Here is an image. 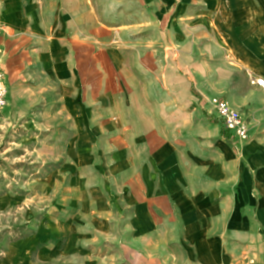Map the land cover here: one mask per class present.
Returning <instances> with one entry per match:
<instances>
[{
    "label": "crops",
    "instance_id": "obj_1",
    "mask_svg": "<svg viewBox=\"0 0 264 264\" xmlns=\"http://www.w3.org/2000/svg\"><path fill=\"white\" fill-rule=\"evenodd\" d=\"M0 22L53 95L49 256L121 226L143 248L178 235L194 264H264V0H7Z\"/></svg>",
    "mask_w": 264,
    "mask_h": 264
},
{
    "label": "rangeland",
    "instance_id": "obj_2",
    "mask_svg": "<svg viewBox=\"0 0 264 264\" xmlns=\"http://www.w3.org/2000/svg\"><path fill=\"white\" fill-rule=\"evenodd\" d=\"M6 1L0 0V12ZM17 39L0 22V69L8 88L0 113V264H9L12 248L20 243L23 264H194L181 250L178 235L153 236L143 248L121 226L119 233L92 234L94 240L79 242L66 257L47 254L58 238L48 236L47 228L54 229L51 222L64 204L47 162L52 155L46 153L52 144L47 109L53 95L38 87ZM57 229L64 231L61 225Z\"/></svg>",
    "mask_w": 264,
    "mask_h": 264
},
{
    "label": "built area",
    "instance_id": "obj_3",
    "mask_svg": "<svg viewBox=\"0 0 264 264\" xmlns=\"http://www.w3.org/2000/svg\"><path fill=\"white\" fill-rule=\"evenodd\" d=\"M251 84L259 86L264 90V78L251 76ZM8 88L5 82V74L0 69V113L7 104ZM217 118L220 120L223 129L239 141H246L249 138V124L245 116L235 110L228 109L225 103L218 102L214 105Z\"/></svg>",
    "mask_w": 264,
    "mask_h": 264
}]
</instances>
